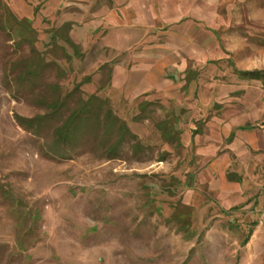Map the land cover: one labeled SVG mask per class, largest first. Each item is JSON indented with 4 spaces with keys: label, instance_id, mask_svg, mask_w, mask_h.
<instances>
[{
    "label": "rangeland",
    "instance_id": "1",
    "mask_svg": "<svg viewBox=\"0 0 264 264\" xmlns=\"http://www.w3.org/2000/svg\"><path fill=\"white\" fill-rule=\"evenodd\" d=\"M51 2L0 0V264H264L196 145L236 76L264 78V0H165L173 45L199 6L207 33L151 93Z\"/></svg>",
    "mask_w": 264,
    "mask_h": 264
},
{
    "label": "crops",
    "instance_id": "2",
    "mask_svg": "<svg viewBox=\"0 0 264 264\" xmlns=\"http://www.w3.org/2000/svg\"><path fill=\"white\" fill-rule=\"evenodd\" d=\"M164 2L52 0L51 4L58 6L59 15L67 18L66 23L72 26L70 37L75 44L84 49L100 48L109 52L112 61H116V75L123 73L127 76L140 69L141 80L149 86L147 91L151 93L164 89L165 86L158 87L155 82L168 79L167 75L176 70L185 80L183 74L193 65L181 53L180 45L192 39L200 42L207 33L204 11L201 6H196L194 31L186 26L178 29L180 45H173L169 41L171 26L162 21L170 16ZM179 12L182 10L176 7L175 17L180 16ZM204 57L202 52L196 55L198 62L193 70L196 74L202 71L208 60ZM236 78L235 83L221 91L220 95L227 104L210 117L206 132L198 135L196 145L199 147L197 154L209 165L205 177L210 178L212 192L218 199H226L221 210L231 211L232 224L253 229L249 237L252 242L264 235V78L257 75L253 79L245 75ZM135 88L129 87V90L133 92Z\"/></svg>",
    "mask_w": 264,
    "mask_h": 264
},
{
    "label": "trees",
    "instance_id": "3",
    "mask_svg": "<svg viewBox=\"0 0 264 264\" xmlns=\"http://www.w3.org/2000/svg\"><path fill=\"white\" fill-rule=\"evenodd\" d=\"M251 74H255V73H251Z\"/></svg>",
    "mask_w": 264,
    "mask_h": 264
}]
</instances>
